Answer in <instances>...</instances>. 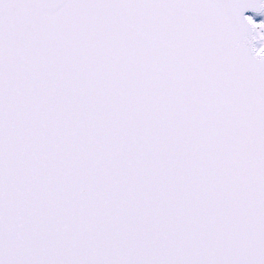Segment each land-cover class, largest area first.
Returning a JSON list of instances; mask_svg holds the SVG:
<instances>
[{
  "label": "snow or ice",
  "instance_id": "obj_1",
  "mask_svg": "<svg viewBox=\"0 0 264 264\" xmlns=\"http://www.w3.org/2000/svg\"><path fill=\"white\" fill-rule=\"evenodd\" d=\"M254 16L0 0V264H264Z\"/></svg>",
  "mask_w": 264,
  "mask_h": 264
},
{
  "label": "rangeland",
  "instance_id": "obj_2",
  "mask_svg": "<svg viewBox=\"0 0 264 264\" xmlns=\"http://www.w3.org/2000/svg\"><path fill=\"white\" fill-rule=\"evenodd\" d=\"M249 15H253V14H249ZM254 19H256L257 21L264 19V17H260V16H254Z\"/></svg>",
  "mask_w": 264,
  "mask_h": 264
},
{
  "label": "water",
  "instance_id": "obj_3",
  "mask_svg": "<svg viewBox=\"0 0 264 264\" xmlns=\"http://www.w3.org/2000/svg\"><path fill=\"white\" fill-rule=\"evenodd\" d=\"M249 14H253V13H251V12L246 13V15H249Z\"/></svg>",
  "mask_w": 264,
  "mask_h": 264
}]
</instances>
